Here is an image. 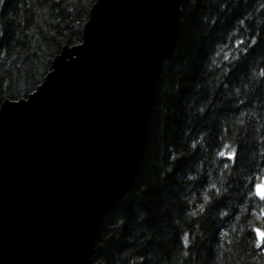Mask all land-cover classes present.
<instances>
[{"label":"trees","instance_id":"1","mask_svg":"<svg viewBox=\"0 0 264 264\" xmlns=\"http://www.w3.org/2000/svg\"><path fill=\"white\" fill-rule=\"evenodd\" d=\"M95 1L0 4V105L34 91L63 47L82 41ZM261 71L264 0L182 1L144 160L103 220L93 264H264L253 191L264 181Z\"/></svg>","mask_w":264,"mask_h":264},{"label":"water","instance_id":"2","mask_svg":"<svg viewBox=\"0 0 264 264\" xmlns=\"http://www.w3.org/2000/svg\"><path fill=\"white\" fill-rule=\"evenodd\" d=\"M183 0H96L34 91L0 105V264H93L144 160Z\"/></svg>","mask_w":264,"mask_h":264},{"label":"snow or ice","instance_id":"3","mask_svg":"<svg viewBox=\"0 0 264 264\" xmlns=\"http://www.w3.org/2000/svg\"><path fill=\"white\" fill-rule=\"evenodd\" d=\"M3 3H4V0H0V4H3ZM0 35H2V33H0ZM242 44H243L242 41L239 42L238 47L240 45H242ZM260 75H261V77H264V71H261L260 72ZM219 155L222 156V157L225 156V155H227V157L229 159H236V157H237V153L236 152H227L226 153L224 151H221L219 153ZM225 166H227V165H225ZM253 191H254V195L256 197H258L260 200H264V181H262L259 184H254ZM254 231L256 232L257 238L259 239V241L262 244H264V230H261V229L257 228V229H254Z\"/></svg>","mask_w":264,"mask_h":264}]
</instances>
